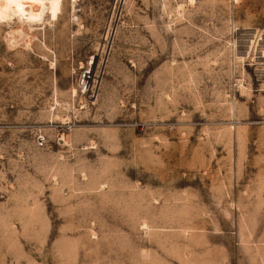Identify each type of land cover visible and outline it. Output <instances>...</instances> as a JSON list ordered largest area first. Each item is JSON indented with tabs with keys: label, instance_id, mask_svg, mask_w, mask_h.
I'll list each match as a JSON object with an SVG mask.
<instances>
[{
	"label": "rangeland",
	"instance_id": "374dc122",
	"mask_svg": "<svg viewBox=\"0 0 264 264\" xmlns=\"http://www.w3.org/2000/svg\"><path fill=\"white\" fill-rule=\"evenodd\" d=\"M48 1L0 18V264H264V0Z\"/></svg>",
	"mask_w": 264,
	"mask_h": 264
},
{
	"label": "bare ground",
	"instance_id": "6f19581e",
	"mask_svg": "<svg viewBox=\"0 0 264 264\" xmlns=\"http://www.w3.org/2000/svg\"><path fill=\"white\" fill-rule=\"evenodd\" d=\"M46 11L51 18L58 17L57 4L48 0H0V18H9L16 14V17L26 16L27 21L34 22L41 20Z\"/></svg>",
	"mask_w": 264,
	"mask_h": 264
},
{
	"label": "built area",
	"instance_id": "2783aa9c",
	"mask_svg": "<svg viewBox=\"0 0 264 264\" xmlns=\"http://www.w3.org/2000/svg\"><path fill=\"white\" fill-rule=\"evenodd\" d=\"M43 144H44L43 140H40V141H39V145H40V146H43Z\"/></svg>",
	"mask_w": 264,
	"mask_h": 264
}]
</instances>
